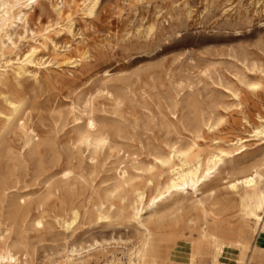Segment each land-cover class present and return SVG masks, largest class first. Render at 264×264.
<instances>
[{"label": "rangeland", "instance_id": "obj_1", "mask_svg": "<svg viewBox=\"0 0 264 264\" xmlns=\"http://www.w3.org/2000/svg\"><path fill=\"white\" fill-rule=\"evenodd\" d=\"M85 2L37 0L8 35L0 31V184L10 186L8 202L24 200L41 220L33 226L3 209L0 236L17 245V264H66L67 254L70 264H129L143 227L128 208L98 214L118 169L142 186L149 173L154 182L168 175L156 157L173 146H194L193 161L240 147L231 143L242 137L197 192L141 214L162 217L174 238L162 253L174 261L185 262L205 224L216 240L236 242L242 212L226 185L253 168L264 175V134L252 132L264 125V0H98L92 10ZM6 97L23 105L3 128ZM88 115L108 138L95 151L76 139ZM250 239L264 248V236ZM237 257L225 247L219 259Z\"/></svg>", "mask_w": 264, "mask_h": 264}, {"label": "bare ground", "instance_id": "obj_2", "mask_svg": "<svg viewBox=\"0 0 264 264\" xmlns=\"http://www.w3.org/2000/svg\"><path fill=\"white\" fill-rule=\"evenodd\" d=\"M36 1L14 0V3H10L8 0H0V31L3 32V36L8 35L7 29L16 18L22 20L27 15V8H31L32 4ZM86 1L88 2L84 3V7L88 10H92L98 4V0ZM14 8L16 9L15 11L13 10ZM248 85L256 89L259 83H248ZM5 101L8 111L1 113L3 128L11 121L12 115L16 114L23 105V100L19 98L6 97ZM210 126L211 124H209ZM84 127L85 129L78 132L76 137L79 143L90 148L92 151H95L99 146L106 145L108 142L107 135L96 128V122L92 116L88 115L86 117ZM252 132L254 136L264 134V125L254 127ZM244 141V138L239 137L231 144H240V147L230 151L217 149L203 157L197 155L193 161H191L190 154L194 146L188 148L173 146L165 156L156 157L161 166L167 168L168 175L162 180L154 182L153 173H149L142 186L136 185L127 176L124 168L118 169L117 183L106 194L105 202L101 203V206L98 208V214L101 217L104 215L107 217V212L115 206L119 210L128 208L129 216L143 227L138 243L131 248L128 258L129 264H229L219 259L225 247H235L238 249V257L235 264H259L261 255L264 253V248L257 247L250 238L264 236V175L260 169L253 168L249 173L228 182L226 185V188L230 189L237 196L240 212H242L241 222L243 227L250 232V237L245 235L246 229L240 227L238 228L239 238L236 242L222 243L215 239L212 227L206 224L202 225L199 227L196 236L189 241L190 246L185 262H178L171 260L168 252L162 253L164 250L173 248L168 244L174 239L172 233L168 232L165 234L166 229L162 224V217L158 216L152 222L148 219H143L141 215L144 210L148 211L149 216L156 213L158 206L172 196V194L189 190L188 188L192 189L193 192H197L201 185L206 184L207 181H210L218 173L220 166L226 158L232 157L235 151L243 147L241 143ZM69 173L70 170H65L63 175L67 176ZM9 187L0 184V229L4 230L2 227H5V220L9 217L4 214V208L8 209L12 217L20 219L22 222H27L33 226L40 225V218L29 214L30 208L25 207L24 200L8 202L9 194L7 193V189ZM147 187H151L154 192L147 193ZM37 203L38 205L40 204V202ZM198 207L206 215L207 210L200 199L198 200ZM69 213V218L66 220L68 227L77 218V211L74 208ZM250 222H253L254 226H251ZM197 243L207 245V250L203 252L198 249ZM16 246L15 243L9 242L3 236H0V264H17L19 262V256L14 252ZM71 251L74 252L75 250L72 249ZM64 260L66 264L74 262L73 254H67Z\"/></svg>", "mask_w": 264, "mask_h": 264}, {"label": "crops", "instance_id": "obj_3", "mask_svg": "<svg viewBox=\"0 0 264 264\" xmlns=\"http://www.w3.org/2000/svg\"><path fill=\"white\" fill-rule=\"evenodd\" d=\"M232 239H233L232 237H224L222 240H219V241L222 243H234ZM197 247L203 252H205L208 248L207 245H204L203 243H197Z\"/></svg>", "mask_w": 264, "mask_h": 264}]
</instances>
